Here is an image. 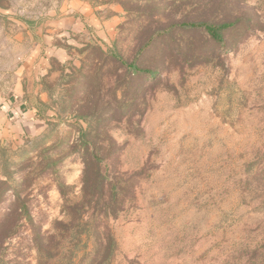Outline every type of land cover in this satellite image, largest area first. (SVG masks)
Wrapping results in <instances>:
<instances>
[{
  "label": "rangeland",
  "instance_id": "1",
  "mask_svg": "<svg viewBox=\"0 0 264 264\" xmlns=\"http://www.w3.org/2000/svg\"><path fill=\"white\" fill-rule=\"evenodd\" d=\"M217 14L259 25L217 45ZM96 234L107 264H264V0H0V264Z\"/></svg>",
  "mask_w": 264,
  "mask_h": 264
},
{
  "label": "trees",
  "instance_id": "2",
  "mask_svg": "<svg viewBox=\"0 0 264 264\" xmlns=\"http://www.w3.org/2000/svg\"><path fill=\"white\" fill-rule=\"evenodd\" d=\"M218 15H221L222 20H217L216 17ZM252 14H249L248 16L246 15H241V16H233L232 14L229 15L228 17L224 14H217L214 18L210 19H203V20H197V22H193L190 24L191 27L195 28H202L204 33L207 34L209 39L213 41L217 45H222L225 43V35L227 33H230L232 30L237 28L238 26L242 25H250L252 24H257L259 23L258 18L253 19L251 18ZM259 25V24H257ZM144 72L153 73L152 71L150 72L149 70H144ZM102 159H97L96 157L90 158L89 160L85 161V170L82 175V187H81V192H82V200L83 202L81 203H74L70 206H68V209L70 212H74L77 215V221L73 220V225L75 228H80L81 223L83 222L82 219V213L84 212L83 210V205L85 204L86 207L88 208L91 199L93 196L98 195L99 192L103 191V186L99 185L100 179L102 177L101 174V169H100V161ZM89 169H93L92 173H88ZM94 173V175H93ZM105 180H107L105 178ZM110 184V183H108ZM105 206L106 204L102 207L104 215L105 214ZM71 224H64V223H59V225H63V228H68V226ZM88 235V232L86 233ZM105 238H103V241L101 239L99 240V235L96 234V245H97V252L94 254L93 261H91V264H107L109 261L112 251H113V246L115 245L114 240L112 239L110 234H106ZM81 242L77 241V244Z\"/></svg>",
  "mask_w": 264,
  "mask_h": 264
}]
</instances>
